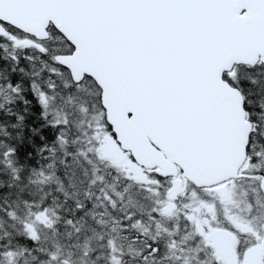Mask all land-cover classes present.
<instances>
[{
    "label": "snow or ice",
    "instance_id": "snow-or-ice-1",
    "mask_svg": "<svg viewBox=\"0 0 264 264\" xmlns=\"http://www.w3.org/2000/svg\"><path fill=\"white\" fill-rule=\"evenodd\" d=\"M0 264H264V0H0Z\"/></svg>",
    "mask_w": 264,
    "mask_h": 264
}]
</instances>
